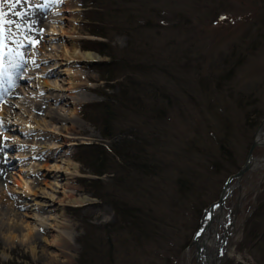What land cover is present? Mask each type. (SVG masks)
Segmentation results:
<instances>
[{"label":"rangeland","instance_id":"rangeland-1","mask_svg":"<svg viewBox=\"0 0 264 264\" xmlns=\"http://www.w3.org/2000/svg\"><path fill=\"white\" fill-rule=\"evenodd\" d=\"M160 1L168 9L169 22L156 17L154 21H165L163 25L169 28L161 35L154 28L148 35L157 47L166 49L162 60L169 63V76L157 80L165 87L171 107L168 125L160 129L161 143L153 145L155 136L148 137L139 162L147 160L153 166L160 161L163 166H156L153 174L151 166L149 174L129 178L120 173L119 179L114 172L91 174L89 166L76 158L78 145H112L134 138L143 142V133L149 129L120 125L104 137L81 114L84 104L106 101L109 96L114 103L117 92L110 87L114 83L106 82L94 67L108 57L82 46L85 41L101 40L124 48L130 37L115 31L107 39L90 34L84 24L82 0H0L4 19L13 22L4 25L0 60L20 65L14 76L3 67L0 77V152L7 174V180L0 183V196L10 191L0 199L1 262H101L81 238L87 228L97 226L93 245L103 236V228L114 240L116 235L108 226L114 221V211L109 203L91 195L96 189L78 181L99 178L100 194L137 198L143 213L151 208L156 219L150 225L154 233L141 238L135 250L123 242L124 235L116 237L119 243L112 245L115 264H197L193 247L188 246L202 212L218 198L228 175L242 165L264 122V0ZM24 10L43 15L44 28H39V32L43 29L40 39L34 42L25 36L27 29L19 22L25 13L18 17L15 12ZM152 13L156 16V10ZM38 40L42 49L35 44ZM75 43L99 58L66 63L67 50H73ZM42 68L55 72L46 76ZM7 76L18 77L14 87L19 89L18 95L1 93ZM71 80L78 85L76 89L70 88ZM38 102L44 109L40 114L35 112ZM50 110L56 112V120L46 115ZM253 156L264 159V146L256 147ZM214 162L218 171L209 168ZM178 179L187 181L182 189L186 196L180 193ZM84 197L88 202H72ZM227 198L225 222L217 228L220 254H225L222 264H264V165L246 172ZM26 224L36 237L22 238L29 230H24ZM58 235L63 236L60 245L53 243ZM212 244L209 240L211 249ZM229 248L231 255L226 256ZM210 255L207 253V259L211 261Z\"/></svg>","mask_w":264,"mask_h":264},{"label":"trees","instance_id":"trees-1","mask_svg":"<svg viewBox=\"0 0 264 264\" xmlns=\"http://www.w3.org/2000/svg\"><path fill=\"white\" fill-rule=\"evenodd\" d=\"M82 5L84 7V24L90 34L107 39L109 32L115 31L130 37V42L124 48L114 47L109 42L106 44L101 40L83 43V49H92L100 55L108 57L107 60L95 63L94 67L96 66L97 70L102 72L106 82L114 83L110 87H116L117 92L113 98L116 104L111 102L109 96L106 101L84 104L81 114L93 121L104 137H107L108 132L114 127L117 128L120 125L132 124L140 129L147 128L149 130L145 134L143 133V142H138L134 138L112 145L104 143L79 144L76 158L84 166H89V172L96 176H101L105 172H114L117 178L121 179L120 173L128 178L130 175L138 173L149 174V167L152 166L150 161L139 162L141 146L148 141V137L151 135L155 136L153 145L161 143L158 140L160 129L166 128L168 125L171 101L170 97L165 96V87L157 80L161 76H169V63L162 60L164 59L162 54L166 52V49L157 47L152 38L150 39L151 34H148L155 28V34L161 35L163 30L169 28V25H163V23L166 24L163 20V23L154 21V17L156 20L161 18L168 21V9L160 0H82ZM154 10H156V16H153ZM143 36L146 38L144 39ZM121 77H123L122 80H117ZM145 99H150L151 102H146ZM131 116L135 117L131 118ZM191 150H196V148ZM158 165L163 166L160 161H158ZM158 165L152 166L151 174L154 173ZM217 166L218 164L214 162L209 168L211 171L214 169L218 171ZM78 181L80 184L92 186L96 191L91 195L112 206L114 221L108 225L109 232L115 234L117 238L124 235L123 242L134 246V250L138 247L137 245H141V238H149L154 233L150 228L151 220L156 221L153 218L154 212L147 207V213L144 214L140 205L136 204L137 198H124L122 194L119 197L100 194L98 189L103 186L99 178L91 180L80 178ZM119 181L122 182V180ZM178 182L181 188L180 193L186 196L182 189H185L183 183L187 181L183 182L178 179ZM186 188L188 191V187ZM96 228L97 226H92V229L85 230L86 232L81 238L84 246L94 249L93 255L101 259L98 264H115L112 245L118 244L119 240L116 237L112 240L110 236H107L106 229L103 228V236H98V244L96 242L93 245ZM87 241L91 246L87 244ZM239 250H243V246H239ZM0 264L26 263L12 260L9 262L0 261ZM81 264L92 263L88 260L87 263L82 262Z\"/></svg>","mask_w":264,"mask_h":264},{"label":"bare ground","instance_id":"bare-ground-1","mask_svg":"<svg viewBox=\"0 0 264 264\" xmlns=\"http://www.w3.org/2000/svg\"><path fill=\"white\" fill-rule=\"evenodd\" d=\"M24 4H27V2L25 1L24 2ZM21 6V5H20ZM15 8L16 7H14V10H15ZM33 11H35V10H33ZM67 11H70V10H67ZM16 13H18V11H15ZM14 12V13H15ZM20 12V11H19ZM25 13V15L24 16H22V17H20L19 18V22L21 23V25H23L26 29H27V34L25 35L26 37H30L31 39H29V40H31V41H33L34 42V40L35 39H37V38H39V33H41L42 32V30H40V32H39V28H44V25H43V21H42V17H43V15H41L39 12H37V11H35V12H33V13H31V11L30 12H27V10H24V11H22V12H20V13ZM12 13V12H11ZM20 16V15H19ZM18 16V17H19ZM33 26H32V25ZM37 24H39V27H36V25ZM26 37H23V38H26ZM40 39V38H39ZM35 44L38 46V48H41L42 49V47L39 45V40H38V43L37 42H35ZM43 52V51H42ZM1 53V52H0ZM44 53V52H43ZM93 58H99V56L97 55V54H94V53H92V52H90V51H82L81 50V48L79 47V45L78 44H74V48H73V50H67V53H66V63H71L73 60H84V61H87V60H90V59H93ZM1 61V60H0ZM12 62V61H11ZM20 63V62H19ZM2 64H3V67H5V68H9L10 69V71H9V73H10V75L11 76H14V74L15 73H18V71H19V67H20V65L18 64V62L17 63H15V64H5L4 63V61L2 62ZM23 64V63H22ZM22 66V65H21ZM0 68V77L2 76V74H4V68ZM34 69V68H33ZM42 71L44 72V74L46 75V76H48V75H50V74H52V73H54L55 72V70H47L46 68H42ZM67 71H71V69L70 68H68L67 69ZM28 73H33V72H31V71H28ZM18 79V77L16 78V79H14V78H10V77H8L7 76V79L4 81V85L2 86V90H1V93L2 94H5V95H9V96H16V95H18L20 92H19V89L17 88V89H15L14 87H15V85H16V82L18 81L17 80ZM44 83L45 84H48L47 83V81L45 80L44 81ZM69 83H71V85L72 86H70V88L73 90V89H76L77 87H78V85H76L75 83H74V81H72L71 80V82H69ZM17 84H18V82H17ZM17 86V85H16ZM81 88V87H80ZM65 90H69L68 88H64ZM65 96H66V94H65ZM1 97H2V95L0 94V99H1ZM60 97H62V98H60V100H65V98H63L64 97V95H60ZM59 98V97H58ZM54 99V98H53ZM59 100V101H60ZM41 105H42V102H38V104H37V107H36V113H42L43 112V108L41 107ZM46 115L47 116H49V119H51L52 121L53 120H56L57 119V115H56V112H53V110H50V111H48V113H46ZM66 131H69L70 130V132H72V128L71 127H67L66 129H65ZM69 132V133H70ZM75 132V131H74ZM256 137L258 138V139H260V140H264V122L260 125V129H259V132H258V134L256 135ZM134 144V143H133ZM11 147V146H10ZM2 155H4V153L2 152H0V183L2 184L5 180H7V174H6V168H5V166L2 164V161H1V159H2ZM262 165H264V159L262 158H254V163H253V167H260V166H262ZM253 167H252V169H253ZM19 184H21L22 185V183L21 182H19ZM24 185H26V184H24ZM27 186V185H26ZM8 193H10V191H8V190H6V191H4L3 193H2V195L3 196H0V199H2L3 197L5 198L6 196H8ZM228 199V198H227ZM88 200H89V198L88 197H84V198H81V199H74L72 202H88ZM224 213H221V215L219 216L218 215V217H217V223L219 224V225H221V224H224V222H225V214L223 215ZM16 225H17V223H15ZM27 225H29V224H26V225H24V230H25V228H29V230H21V231H23V232H25V233H23V234H21L22 235V238L24 239H26V240H29V238H32L33 236L34 237H36V235H33L34 233H32L33 232V229L31 228V227H29V226H27ZM225 226V225H224ZM20 228H19V225L16 227V230L18 231ZM42 229L43 230H41L42 231V233H45L46 232V229H45V227H42ZM12 236H15V234H11ZM212 235H213V231L211 232V237H212ZM21 238V239H22ZM62 238H63V236L61 235H58V238L57 239H55V240H53V243H57L56 245H60V243H62ZM24 239V240H25ZM35 240H38V238H35ZM217 243H219V241L218 242H216V244ZM23 244V243H22ZM208 245V248H207V251L210 253L211 252V247L209 246V244H207ZM206 251V252H207ZM231 251H232V249L231 248H229V250L227 251V253H226V256H229V255H231ZM207 263H209V264H213L212 263V261H210V260H206V264Z\"/></svg>","mask_w":264,"mask_h":264},{"label":"water","instance_id":"water-1","mask_svg":"<svg viewBox=\"0 0 264 264\" xmlns=\"http://www.w3.org/2000/svg\"><path fill=\"white\" fill-rule=\"evenodd\" d=\"M264 146V140H260L255 137L248 149L246 158L243 164L239 167L237 171L228 175L225 180L221 192L218 198L212 202L207 208L204 209L198 228L195 230L194 235L192 237V241L190 242L188 248L193 247L194 250V259L197 264H206L207 259V251L209 240H212V249H211V261L213 264H222L225 259L224 251L220 254L222 250L221 247L216 244L219 241V236L217 234V228L219 224L216 222L218 215L220 216L223 213V206L229 194L231 193V189L234 186L239 187V182L243 175L252 169L254 163L253 152L256 147ZM231 182L234 183L231 185ZM213 223L215 226L213 228ZM213 235L211 237V232ZM227 233V232H226ZM225 236L224 234L222 237ZM227 242V241H226ZM225 242V243H226ZM216 244V245H215ZM207 251V252H206ZM209 255V254H208Z\"/></svg>","mask_w":264,"mask_h":264},{"label":"snow or ice","instance_id":"snow-or-ice-1","mask_svg":"<svg viewBox=\"0 0 264 264\" xmlns=\"http://www.w3.org/2000/svg\"><path fill=\"white\" fill-rule=\"evenodd\" d=\"M19 2H20V0H16V3H19ZM16 15L19 16V15H21V13H16ZM4 16H5V13L2 10H0V47L3 46L2 39L4 36V25L13 23L12 21L5 20ZM222 19H223V17H222ZM16 27L19 28L20 25L17 24ZM9 38H11V37H9ZM2 67H3L2 61H0V68H2Z\"/></svg>","mask_w":264,"mask_h":264}]
</instances>
